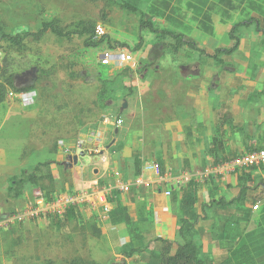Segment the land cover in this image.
Masks as SVG:
<instances>
[{"label": "rangeland", "instance_id": "1", "mask_svg": "<svg viewBox=\"0 0 264 264\" xmlns=\"http://www.w3.org/2000/svg\"><path fill=\"white\" fill-rule=\"evenodd\" d=\"M116 1L0 0V84L12 79L17 88L34 85L37 95L35 103L25 107L8 90L0 104L2 214L31 204L40 188L28 184L25 197L16 198L11 182L23 172L32 173L38 164L48 165L38 175L56 180L53 197L74 194L82 182L91 180L90 170L102 166L103 156L85 152L88 157L81 159L80 167L89 171L68 170L64 166L67 154L59 143L91 134L102 136V122L107 119H120L123 125L119 138L111 133L103 147L110 162L103 186L113 184L114 172L122 176L115 165L118 158L109 153V148L117 147L110 146L113 140L118 145L133 143L144 166L163 158L167 171L174 173L212 167L211 140L226 113L239 129L226 130L228 152L240 156L251 144L252 149L264 150L263 34L255 27L240 29V49L225 57L223 65L188 50L173 56L166 48L161 60L147 68L154 47L162 40L140 28L143 14L155 26L183 34L214 54L233 46L228 36L233 25L253 17L264 19V0ZM124 4L138 12L124 9ZM45 22H56L64 32L89 23L96 26L97 40L105 39L98 47L86 46L85 39L77 36L59 38L52 33L39 42L29 39L20 47L2 39V34L36 32ZM108 50L129 52L134 62L122 68L104 67L100 57ZM78 73L88 80L74 78ZM102 92L108 105L101 101ZM125 102L128 107L122 112ZM134 161L133 157L128 161L131 178ZM91 182L100 185L101 181ZM48 183L45 179L41 184ZM134 188L138 187H133L132 196ZM79 214L80 220L62 229L46 218L40 224L0 230V264H115L93 211L86 208Z\"/></svg>", "mask_w": 264, "mask_h": 264}, {"label": "crops", "instance_id": "2", "mask_svg": "<svg viewBox=\"0 0 264 264\" xmlns=\"http://www.w3.org/2000/svg\"><path fill=\"white\" fill-rule=\"evenodd\" d=\"M259 20L263 21L264 19ZM104 124L102 122V136L91 134L93 137L88 138L86 136L77 141L59 143L67 154V162L64 166L66 165L68 170L79 167L78 170L89 171L87 167H80L83 163L81 159L88 157L85 152H88L89 155L99 153L101 154L100 158L103 156L105 160L104 163L100 162L102 166L90 170L91 180L82 182L79 190L92 185V180L97 181L99 179V181L104 182L102 181L105 179L104 177L110 174L108 170L110 162L107 161L104 155L103 147L107 143V136L111 133ZM121 128L115 131L113 135L115 138H119ZM81 141L84 145L81 149H78L77 144ZM117 142L119 143L118 140L111 142L110 146L117 147L113 151L109 148V153L111 156L115 154V159L118 158L115 165L121 169L118 172L122 173V179L125 182L133 183L142 176L145 185L134 188L133 196L129 194L130 192L128 195L115 193L111 196L106 214L108 219L103 221L101 218L102 212L93 211L97 217L96 222L103 238L108 241L110 255H113L112 258L115 259V264H162L160 255L163 244L158 240L172 243V254H175L178 248L176 242L180 241L178 207L181 194L174 201L173 197L166 196L165 192L170 187L173 188L174 192L176 189L185 186H179L178 184L170 186L162 180L166 173L177 175L184 172L167 171V164L161 158L157 163L143 165L141 175L135 177L134 174L131 178L127 171L128 161L132 157L135 158L139 153L133 149L135 147L133 143L118 145ZM262 145L264 146V138ZM252 146L251 144L249 147L252 148ZM251 148L247 147V151ZM226 149L228 152L227 147ZM82 153L84 156H81ZM229 153L233 154L232 152ZM76 156L79 158L78 163L74 164L73 160L69 163V158ZM160 161L165 167L164 173L160 167ZM152 164L159 166V175L147 170V167ZM200 170L197 169L194 172ZM245 174L250 176L247 182L239 179L242 175L239 173L225 181L210 180L202 184L196 183L198 184V202L195 212L203 218L198 226L199 245L201 254L208 264H264V168L255 169ZM81 179L84 178L81 177ZM243 187L250 188L244 200L240 198ZM258 201L262 203L261 208L258 212H254L252 208ZM102 211L104 212L105 209ZM43 221L28 224H40ZM125 246L128 247V251L141 250L143 253L126 258L123 253H120Z\"/></svg>", "mask_w": 264, "mask_h": 264}, {"label": "trees", "instance_id": "3", "mask_svg": "<svg viewBox=\"0 0 264 264\" xmlns=\"http://www.w3.org/2000/svg\"><path fill=\"white\" fill-rule=\"evenodd\" d=\"M110 2L117 3L116 0H108ZM124 9H130L133 12L137 13V9L131 8L128 5H122ZM255 27L257 33H262L264 35V20L260 21L256 18H251L248 21H243L233 25L228 36L230 41L233 43L231 48H220L215 51L214 54L207 53L204 49L200 48L195 41L188 40L183 34L176 33L175 31L168 30L165 28H159L154 25L151 20H145L143 14L140 15V28L142 30H148L152 34L160 37L162 40L161 43L157 44L153 51V59L147 65V68L153 67L158 61L163 57L164 51L167 48L171 55L178 56L183 51L196 52L201 57L210 58L215 61L217 64L223 65L225 57H231L235 55L241 46L240 37L237 36V32L242 28ZM96 26L89 23H79L77 27L71 31L64 32L59 28L56 22H45L36 32H24L22 34L16 35H6L2 34V39L11 43L13 46H22L25 41L32 39L34 41H41L48 33H52L59 38H72L77 36L78 38L85 39V45L88 47H98L101 43L104 42L105 38L97 40ZM2 31L0 30V33ZM171 40L170 44H166L163 41ZM142 41L137 46L136 51L141 49ZM129 70H124V74H128ZM76 79L83 78L85 81L88 79L81 73L73 75ZM8 90H12L16 94L28 93L36 91L34 85L29 87L17 88L14 85L12 79H9L6 85L0 84V104L3 103L6 99ZM101 101L108 105V97L102 92L100 95ZM230 115L228 113L223 114L219 119V124L216 127V133L212 138V153L214 154V164H223L231 161L232 159L238 158V155L231 154L227 152L226 141L224 140V135L226 130L229 128L231 130H239L233 126L232 121L230 120ZM115 132L113 133V135ZM190 134V133H189ZM261 149H249L248 152L259 151ZM134 167H135V177H139L143 169V161L141 158L136 156L134 158ZM160 167L164 173L165 167L162 165V161L159 162ZM48 167L46 164H38L32 173L23 172L21 178L15 179L11 182L12 193L16 198L25 197V186L28 184L39 187L41 191L45 192L49 200L53 199V194L57 192V185L55 179L48 177L45 174H39L43 171L44 168ZM47 179L48 184H41L43 180ZM241 181H249L250 176L242 173L239 178ZM100 186H103V182H100ZM250 191L249 187H243L241 189L240 198H244L248 195ZM181 194V200L178 207V224H179V242H176L178 246L175 254H172L173 244L167 243L162 240L163 249L160 255L162 264H208L207 260L202 256L201 249L199 245V232L198 226L203 221L200 215L195 212V207L198 202V184L191 182L185 186H182L178 190L176 189L173 192L174 201L179 198ZM78 209L72 208L61 218H52L50 217L59 229H62L68 226V223L80 220V214ZM76 221V222H77ZM97 224V223H96ZM90 228L93 226L89 224ZM96 227V226H95ZM85 229V228H82ZM143 251L141 250H132L128 251V247L123 251V255L126 258L133 257L134 255H141Z\"/></svg>", "mask_w": 264, "mask_h": 264}, {"label": "built area", "instance_id": "4", "mask_svg": "<svg viewBox=\"0 0 264 264\" xmlns=\"http://www.w3.org/2000/svg\"><path fill=\"white\" fill-rule=\"evenodd\" d=\"M100 62L104 67L122 68L132 64L134 62V56L129 52L108 50L101 55ZM9 96L11 98H17L25 107L32 106L37 98L36 92L20 94L10 92ZM104 123L108 131H110L109 133L119 130L123 125V121L120 119H107ZM82 145H84L83 141L77 144V148L81 149ZM263 168L264 150H259L245 152L238 158L232 159L229 162L218 164L197 172H184L177 175L166 173L163 176L162 182L167 183L170 186H175L177 184L182 186L191 182L202 184L210 180L225 181L233 175ZM147 170L153 171L158 175L160 174L159 166L157 164L148 166ZM143 185H145V181L142 176L137 178L133 183H128L122 179V176L114 173L113 184L106 186L92 184L74 194H61L55 196L52 200L47 198L45 192L39 190L31 204L28 203L24 209L9 212L7 214H2L0 211V230L7 229L10 226H22L26 223L37 222L50 217L62 218L65 213L72 208L82 210L87 207L92 211H100V213L102 212L101 218L104 221L108 219V215L106 214L111 196L115 193L128 194L133 187ZM172 192L173 188L170 187L165 194L166 196L171 197ZM261 204V201H258L253 206V211L258 212L261 208ZM103 209H105L104 212L102 211Z\"/></svg>", "mask_w": 264, "mask_h": 264}, {"label": "water", "instance_id": "5", "mask_svg": "<svg viewBox=\"0 0 264 264\" xmlns=\"http://www.w3.org/2000/svg\"><path fill=\"white\" fill-rule=\"evenodd\" d=\"M127 107H128V104H127V102H125L123 104V106H122V110L121 111L123 112L125 109H127ZM81 156H84V154L82 153ZM78 159H79L78 156H76L74 158H69V163H71V160H73L74 164H77L78 163Z\"/></svg>", "mask_w": 264, "mask_h": 264}]
</instances>
